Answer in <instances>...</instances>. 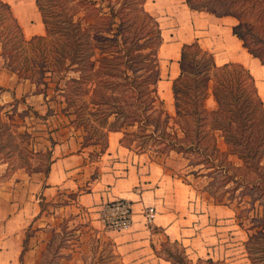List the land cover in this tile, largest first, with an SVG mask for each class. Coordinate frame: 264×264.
Masks as SVG:
<instances>
[{"label":"trees","instance_id":"1","mask_svg":"<svg viewBox=\"0 0 264 264\" xmlns=\"http://www.w3.org/2000/svg\"><path fill=\"white\" fill-rule=\"evenodd\" d=\"M46 1L54 7L34 0L44 35L26 40L11 8L0 0L4 67L35 88L41 84L43 88L33 93L47 101L59 96L64 105L60 113L74 116L72 122L84 132L91 125L75 121L88 111L101 133L97 140L83 137L82 146L102 142L97 156L106 149L108 133L120 132L119 143L135 155L145 154L157 163L148 155L150 147L158 158L174 153L188 160L192 177L218 180L221 186L231 183L230 189L216 196L212 191L209 197L213 204L234 211L237 225L246 233L247 259L257 264L252 252L254 245L264 246V204H259L260 217L249 218L246 213L254 212L255 199L245 197L254 193L257 199L264 197V103L249 70L238 63L217 66L197 40L183 44L179 73L171 82V116L158 94L161 28L146 10V0ZM185 4L192 11L234 19L232 35L264 66V0H185ZM24 47L35 56L31 61L24 58L21 69L14 64ZM48 84H54L50 97ZM209 95L215 103L210 111L205 107ZM218 137L224 151L218 149ZM158 164L165 171V165ZM195 167L199 168L192 170ZM259 250L264 252V247ZM170 257L171 264H183L182 257ZM197 263L224 264L210 259Z\"/></svg>","mask_w":264,"mask_h":264},{"label":"rangeland","instance_id":"2","mask_svg":"<svg viewBox=\"0 0 264 264\" xmlns=\"http://www.w3.org/2000/svg\"><path fill=\"white\" fill-rule=\"evenodd\" d=\"M3 1L11 8L13 15L22 28L23 34L25 32V39L29 40L37 36L35 35L36 29L39 25L43 26V24L34 0H32L33 10H29L22 4L21 0ZM49 3L43 0L45 7ZM49 5L54 7V4ZM145 8L156 18L161 28L163 41L158 53L161 72L158 94L164 101L165 110L172 116L174 114L172 95L170 101H168L166 94L168 89L170 90L172 80L177 75L173 76L171 68L177 66L178 57L171 58L169 49L173 46H180L184 42L197 40L203 49L212 54L216 65L231 62L233 60L228 59L225 56V52L218 48V38L222 31L231 35V29L236 24V21L230 18L216 19L204 13H192L189 17L192 24L188 22L189 31L185 34L180 32V27L176 25L177 10L187 12L183 0H146ZM215 29L218 31L215 32ZM41 35H44V33L41 32ZM236 43L240 50L245 51L241 47L240 41L236 40ZM34 56L31 51L24 47L23 53L16 59L17 64L14 65L20 66L22 69L25 63L24 58L31 61ZM1 63L2 59L0 58V70L1 67L5 68ZM256 69H258L259 78L257 80L255 76L254 78L259 96L264 103V66L258 63ZM26 75L31 76L32 72L27 71ZM33 77L37 78V75L33 74ZM22 82L30 84L27 81ZM53 86L54 84H48V97L51 95L50 89ZM0 87L3 89V91H0V180L15 173H45L49 164L46 138L48 129L62 127L63 124L67 123L64 117L68 118L70 126L79 129L82 133V141L83 137L97 140L98 135L101 133L97 129V121L87 113L88 111H84L82 117L75 121V123L84 121L91 125L88 132L76 127L74 122H72L75 120L74 116H66L64 114V117L60 118L55 116L53 114L54 111L60 112L64 106L59 96L55 100L47 102V111L50 110L49 113H47L44 104L41 108L35 107L38 111L35 112L33 110L34 106L28 102L29 95L27 92H24L26 99L23 96L16 98L13 92L6 90L2 86ZM37 87L35 88L34 86V88H28L25 91H35L43 88L41 84ZM6 91L12 95L8 92L6 93ZM14 100L18 101V103H15ZM35 106H37L36 103ZM205 107L208 111L212 110V102L205 101ZM39 111L42 114H39ZM100 145L94 146H98L100 151ZM217 146L219 150H225L219 137L217 138ZM152 150L153 147H150L148 155L152 156L157 164L158 162L163 163L166 174L172 177V189L176 200L173 207L171 205L172 202L167 203V205L170 204L174 211L181 216L186 214L183 220L180 219L179 224L187 229L184 231V241L181 239L170 241L161 231H158V236L152 238V246L156 256L165 260H169L171 255L177 258L182 257L181 261L183 264H198V259L202 261L210 259L215 263L223 262L224 264H251L244 250L246 233L237 225L234 211L230 209L233 212L232 216V214L224 210L227 207L213 204V199L209 197L210 192L214 191L216 196L218 193L230 189L232 184L228 183L221 186L218 180L217 182H212L210 178H194L188 174L190 167L187 166V159L174 153L158 158L152 153ZM90 157L94 159L97 155L90 154ZM262 164L264 165V161ZM198 168L195 167L192 170ZM215 185L219 187L217 190L213 189ZM239 191V189L236 190L235 197ZM226 195L223 198L224 203L227 202L225 200ZM257 196L254 193L245 197L246 201H249V197L255 199L252 205L254 212L252 213L248 210L249 212L246 213L249 218L255 217L257 214L260 217L262 214L259 204H264V197L257 199ZM72 198L73 195H68L67 199L64 198L61 202L40 203V209L52 217L51 227L42 236L41 243L29 249L30 252L25 254L20 264H23V262L25 264H124L116 250V241L127 238L129 233L104 230L98 219V212L92 214L76 204H71L70 200ZM241 207L247 206L242 203ZM163 208L165 210L168 207L164 206ZM132 223L136 228H141L139 229L140 233L145 231L144 228H149L153 231L152 223H148L144 218ZM245 226H247V223H245ZM31 234V229L26 231L24 244L28 237L32 236ZM140 239L147 240L146 237L143 238L142 236H140ZM183 245H185L186 251ZM253 247L256 250L252 252V255L257 259V264H264V252L259 250L260 247L264 246L256 244ZM24 248L26 249V245H24ZM153 264L171 263L160 260Z\"/></svg>","mask_w":264,"mask_h":264},{"label":"crops","instance_id":"3","mask_svg":"<svg viewBox=\"0 0 264 264\" xmlns=\"http://www.w3.org/2000/svg\"><path fill=\"white\" fill-rule=\"evenodd\" d=\"M183 3L187 12L177 10L176 25L180 27V32L186 34L189 31L188 22L192 24L189 18L190 14L197 11L188 9L185 0ZM225 18L230 17L216 19ZM36 30L35 35L37 36H40L41 32L44 33V27L41 25ZM216 31L218 30L216 29ZM222 33L236 39L232 32L231 35L223 31ZM191 42H184L178 46V59L181 46ZM223 51L228 59L233 60L223 64H241L249 70L253 78L254 76L256 80L259 78L258 69H256L259 63L257 59L250 55L253 59L244 63L237 57L228 56L227 50ZM171 69L173 76L178 75V61L177 66H173ZM0 82V86L13 92L16 98L23 96L26 99L25 93L27 92L28 102L34 106L35 112L36 108L43 107V104L47 111V99H44L41 94H34V90L25 91L28 88H34V85H28L26 82L18 80L15 74L2 67ZM256 88H258L257 85ZM169 91H171V87ZM166 98L170 101L171 93H167ZM206 101H211L213 109L215 108L211 95ZM59 113V111H54L53 114L58 118L64 117ZM39 114L42 112L39 111ZM64 118L67 123L62 127L48 129L46 138L49 164L45 173H15L0 180V264H20L25 254L30 252L29 249L41 243L42 236L51 227L52 217L40 209V203L61 202L62 199H67L68 195H73L70 200L71 204H76L92 214L98 212L97 216L105 203L125 199L131 203L132 222L144 218L142 212L146 207H154L156 212L151 222L153 231L144 228L145 231L140 233L139 229L141 228H136L131 223L130 228L125 231V233H129L128 237L116 241V250L124 264H145L147 262L153 264L160 260L171 263L156 256L152 238L158 236V231H161L170 241L180 239L184 241V231L187 229L181 227L179 223L186 214L181 216L172 208L176 200L172 189V177L166 174L159 164L151 162L145 154L135 155L123 147L119 143L122 137L120 132H109L106 149L102 154L92 159L90 154L96 156L99 153L98 146H82V133L79 129L70 126L68 118ZM169 202H172V207L170 204L167 205ZM164 206L168 208L164 210ZM224 210L233 216V212L229 208H224ZM29 229L32 230V236H29L24 244L25 233ZM140 236L146 237L147 240H141ZM24 245H26V249ZM183 248L186 251L185 245ZM143 256L145 257L143 258ZM23 264L25 263L23 262Z\"/></svg>","mask_w":264,"mask_h":264},{"label":"built area","instance_id":"4","mask_svg":"<svg viewBox=\"0 0 264 264\" xmlns=\"http://www.w3.org/2000/svg\"><path fill=\"white\" fill-rule=\"evenodd\" d=\"M155 212L154 207H146L143 210L144 219L148 223L152 222L155 217ZM98 219L104 230L126 231L132 223L131 203L125 199L109 201L101 208Z\"/></svg>","mask_w":264,"mask_h":264},{"label":"bare ground","instance_id":"5","mask_svg":"<svg viewBox=\"0 0 264 264\" xmlns=\"http://www.w3.org/2000/svg\"><path fill=\"white\" fill-rule=\"evenodd\" d=\"M22 4L25 5L29 10H33V1L32 0H21ZM216 30V29H215ZM218 48L220 50H227L229 53L228 56L237 57L240 61L246 63V61H250L251 57L245 51H239L240 47L236 43V40L230 38L229 35H225L221 33L218 38ZM178 46H173L170 50V57H177L178 56ZM176 71V68H174ZM170 94V91L167 92Z\"/></svg>","mask_w":264,"mask_h":264}]
</instances>
